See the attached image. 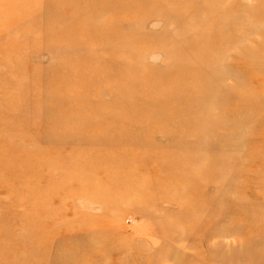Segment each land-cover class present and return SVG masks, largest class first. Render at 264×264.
Returning <instances> with one entry per match:
<instances>
[{
    "label": "rangeland",
    "instance_id": "rangeland-1",
    "mask_svg": "<svg viewBox=\"0 0 264 264\" xmlns=\"http://www.w3.org/2000/svg\"><path fill=\"white\" fill-rule=\"evenodd\" d=\"M0 264H264V0H0Z\"/></svg>",
    "mask_w": 264,
    "mask_h": 264
},
{
    "label": "bare ground",
    "instance_id": "bare-ground-1",
    "mask_svg": "<svg viewBox=\"0 0 264 264\" xmlns=\"http://www.w3.org/2000/svg\"><path fill=\"white\" fill-rule=\"evenodd\" d=\"M188 166H189V165H188ZM87 176H88L89 179H91L92 174H91L90 172H88ZM222 202H223V201H222Z\"/></svg>",
    "mask_w": 264,
    "mask_h": 264
}]
</instances>
